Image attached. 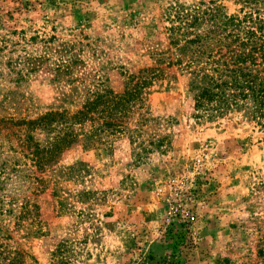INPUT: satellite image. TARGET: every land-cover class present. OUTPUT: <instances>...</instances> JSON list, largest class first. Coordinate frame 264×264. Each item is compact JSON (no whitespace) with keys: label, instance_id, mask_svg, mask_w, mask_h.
Masks as SVG:
<instances>
[{"label":"rangeland","instance_id":"rangeland-1","mask_svg":"<svg viewBox=\"0 0 264 264\" xmlns=\"http://www.w3.org/2000/svg\"><path fill=\"white\" fill-rule=\"evenodd\" d=\"M173 1L0 0V33L10 39L0 53V103L9 93L18 115L35 116L65 97L67 106L80 101L74 86H87L97 75L122 92L126 70H161L145 89L154 118L138 139L119 133L107 143L93 139L87 148L67 151L56 184L35 196L43 234L13 235L37 264H52L61 243L70 264H134L148 255L145 264L162 258L173 264H264V127L238 117L191 116L176 67L156 60L157 53L173 52L163 15ZM216 1L228 12L235 8L232 0ZM24 51L36 59L27 64ZM60 58L73 62L71 84L67 76L52 81ZM16 61L25 64L18 82L11 68ZM138 113L129 119L131 128ZM154 138H164L162 146L136 161L138 142ZM78 158L85 169L70 178L64 166ZM185 209L194 213L188 230L176 214Z\"/></svg>","mask_w":264,"mask_h":264},{"label":"trees","instance_id":"trees-1","mask_svg":"<svg viewBox=\"0 0 264 264\" xmlns=\"http://www.w3.org/2000/svg\"><path fill=\"white\" fill-rule=\"evenodd\" d=\"M232 3V12L216 0L169 3L163 15L169 24L166 30L173 52L157 53L160 57L156 60L162 62L166 58L168 66L176 67L195 120L238 117V121L264 127V0ZM9 41L8 36L0 33V53ZM24 52L27 64L36 59ZM20 62L11 67L16 82L24 77L25 64L20 66ZM72 64L66 58L54 62L52 81L67 76L66 82L73 83ZM124 75L122 92H115L106 78L97 75L87 86H74L80 101L67 106L65 97L62 103L35 116L18 115L17 104L10 101L9 93L5 94L0 103V264H37L13 234L21 230L28 236L43 234L44 218L35 196L51 182L56 184L55 178L62 171H57V166L67 151L78 146L87 148L93 139L107 143L109 136L119 133H126L133 142L142 134L145 124L153 120L146 107L145 89L161 76V70L145 67L136 72L126 70ZM136 111L140 117L131 128L129 119ZM163 139L140 140L141 152L135 153V160H142L144 154L162 146ZM84 163L78 158L64 166L63 171L70 178L80 176ZM259 185L264 189V177ZM188 191L196 199V189ZM176 214L183 218L181 226L188 230L194 213L185 209ZM181 232L177 237H183ZM67 252L66 245L59 244L52 252V264H70ZM259 252L263 253V249ZM29 258L33 262L28 263ZM147 258L152 259L148 255L134 264H145ZM158 262L173 264L166 258Z\"/></svg>","mask_w":264,"mask_h":264}]
</instances>
